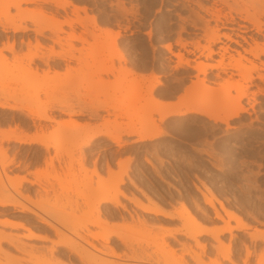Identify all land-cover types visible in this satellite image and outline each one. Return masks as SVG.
Listing matches in <instances>:
<instances>
[{"label":"rangeland","instance_id":"rangeland-1","mask_svg":"<svg viewBox=\"0 0 264 264\" xmlns=\"http://www.w3.org/2000/svg\"><path fill=\"white\" fill-rule=\"evenodd\" d=\"M70 1L87 9L88 19L83 25L75 24L74 32L78 34L90 30L92 24L89 17L95 16L99 28L120 32L121 37L116 40L117 53L110 40L98 48L100 53L97 55L86 43L72 42L74 58L49 62L50 66L57 65L55 70L59 77L52 87L40 89L38 101L29 108L53 106L47 112L53 121L41 122V126H47L44 134L61 123L66 125V129L49 139L51 144L58 141L60 145L56 149L49 148L48 151L37 145L2 143L8 158L14 159L7 174L11 177L24 176L34 183L22 184L21 192L25 199L15 200L26 203L25 206L40 215L47 212L45 218L52 221L57 218L72 221L68 227L71 232H100L101 229L89 224L91 214L88 205L98 200L96 190L102 186L108 188L114 185L119 180V174L126 171L127 175L122 176L124 183L119 187L128 199L133 196L140 203L146 204V199L139 192L142 191L152 200L161 202L160 205L163 204V208L169 212L179 210V204L183 203L207 229L224 226V222L215 219L212 210L203 202V196L212 195L248 225L245 232L232 233L235 237L231 245L234 264H244V246L251 252L246 264H264V234L259 237L249 235L254 229L264 231V82L253 79L249 83L242 77V73L250 65L262 69L259 73L264 75V55L258 58L252 56L264 45V17H261V24L257 26V22L249 20L245 13L237 14L222 7L220 22L210 21L204 27L200 18L208 17L196 6L183 5L181 0ZM119 1L124 2L127 13H122ZM21 8H41L54 13L59 21L74 19L71 7L62 11L49 5L34 3L21 4ZM79 17L85 16L79 13ZM62 29L64 32L58 36L65 38L70 28L63 25ZM44 34L50 35V32L46 31ZM212 35L220 38L214 49L227 47V51L220 55V50V53L207 57L204 47ZM85 36L92 42L88 35ZM227 37L237 41L239 45L230 43L226 40ZM178 39L185 44L184 49L176 44ZM30 40H33V36H30ZM167 43L172 45L171 53L163 49V45ZM61 44L62 46H58L48 42L44 46H53L55 52L65 53L70 50L65 45V40L62 39ZM249 49H252V53L244 52ZM118 52L121 53L122 60L118 58ZM177 54L182 56L179 66H176ZM186 61L187 64H184ZM109 68L112 73L99 74L103 69ZM124 68L131 70L133 74L124 76L121 74ZM42 69L45 70V67ZM69 73L72 75L67 78ZM142 78L152 83L158 82L159 85L152 90L151 96L146 92L150 84L142 82ZM240 90L245 94L239 100L244 113L230 119L228 129L223 124L214 122L215 116L236 107L234 98ZM222 92L226 94L219 95ZM28 94H31L30 90ZM167 106L179 112L192 108L203 113H188L184 116L172 114L160 120L159 111ZM69 110L71 114L67 112ZM0 122L10 127L14 124L23 125L25 116L15 120L9 111H0ZM72 124L76 126L72 127ZM26 126L31 124L26 123ZM155 127H159L162 132V136L155 140L138 142L136 136L126 135L127 130L132 128L139 132H149ZM31 130L33 129H28L27 133L33 132ZM98 132H110L112 137L118 136L120 146L112 143V137L103 136L92 141L89 147L80 149L88 137ZM50 158L51 165H47ZM15 166L18 167L14 168ZM94 170L97 176L92 175ZM108 170L114 177L107 178ZM35 172L38 174L34 175ZM6 196L7 193L3 192L0 201ZM118 200L127 205L131 214L135 215L134 219H144L141 211L132 207L130 201L123 197ZM194 204L207 215L203 217ZM103 210L106 216L117 218L114 219L116 222L111 220L112 222L123 224L118 219L120 213L127 218L124 224L131 222L123 211L119 213L109 206H103ZM133 210L139 212H132ZM10 211L11 208H0V220L21 223L30 228L36 237L26 239L27 232L24 229L0 225L1 257L18 259L20 264L44 263L58 238L42 229L31 214L12 216ZM147 225L148 230L138 227L134 231L115 230L131 238L134 235L133 242L131 239L129 242L130 249L129 246L127 249L122 247L120 254L125 251L129 255L132 250H143L154 253L155 260H163L161 252L164 251L157 244L166 231L181 228V223L148 217ZM229 225L233 226L234 223L229 222ZM63 232L67 231H62V234ZM9 237L17 243L5 240ZM228 238V234H223L220 240L227 245ZM200 241L206 245L203 261L211 264L210 261L216 255L215 243L208 236L201 237ZM168 242L176 248L173 257L165 256L168 262L176 264L182 256L187 264H193L178 245L185 243L191 251L198 253L199 250L191 240L177 236L175 240L168 239ZM112 243L113 239L107 244L94 241V245L101 250L104 248V251L105 246ZM58 250L54 251L57 257L61 255ZM68 256L69 252L59 257L62 264H80ZM114 262L131 264L120 260Z\"/></svg>","mask_w":264,"mask_h":264},{"label":"bare ground","instance_id":"bare-ground-1","mask_svg":"<svg viewBox=\"0 0 264 264\" xmlns=\"http://www.w3.org/2000/svg\"><path fill=\"white\" fill-rule=\"evenodd\" d=\"M34 3L49 5L54 7L56 10L62 11H65L67 7H71L74 19L67 18L59 21L54 13L47 12L41 8H21V4ZM181 3L183 5L186 4L196 6L199 11L203 12L204 15L208 17V19L200 18L204 27H207L210 21H213L214 23L220 22L222 7H225L230 11H234L237 14L245 13V16L249 17V20L257 22V26L261 24V17H264V0H181ZM118 5L121 6L122 13H127V11L125 12L123 1H119ZM11 10H13V12H11ZM79 13H83L85 17L80 18ZM86 14L87 9L85 7L77 6L70 0H0V111L4 113L9 111L12 119L15 120L20 119L22 115L25 116V123L23 122V125L14 124L13 127H10L0 122V195L3 192L7 193L6 198L0 201V208H11L12 211L9 213L12 216L25 213L31 214L33 219H36L41 224L42 229L53 233L58 238V241L48 252V260H45L44 263L41 264H62L59 257H63V255L67 252H69V258L73 257L74 260L77 261L76 263L80 264H116L114 260L129 262L131 264H172L173 262H168L165 256L173 257L175 255L176 248L174 244L168 242V239L175 240L177 236L191 240L194 243V247L199 250L198 253H195L191 251L187 244L178 243L182 252L186 253V255L190 257L193 264H205L203 257L206 255V245L200 241V238L204 236L210 237V239L215 243L214 248L216 255L211 261L209 258L211 264H223V262L234 264L232 260L231 245L235 237L232 233L234 231L245 232L248 229V225L245 224L238 215L228 210L222 202L217 201L212 195H210V197L203 196V202L209 209L212 210L215 219L222 221V223L224 222V226L207 229L197 220L194 213L191 212V210L183 203L179 204V210L174 209L169 212L163 208V204V206L160 205L161 202L159 203L152 200V198L148 197L139 190L138 191L146 199V204L143 203V205L140 203L139 199L133 196L128 199L119 187L124 183L122 176L127 175L126 171H122L118 176V182L108 188L102 186L96 190L95 194H97L96 197L98 200L95 203L88 205L89 214H91L89 224L101 229V231L90 233L86 230V233L83 234L68 230L72 221L65 218H57L52 221L51 219L45 218L47 212H42L43 214L40 215L38 212L25 206L24 204L26 203L23 204L15 200V198L22 200L25 199L21 192L22 184L32 185L34 183L26 179L24 176L11 177L7 174L8 167L13 164L14 159L8 158L6 150L2 148V143H15L19 146L37 145L43 150L48 151L49 148L56 149L60 145L58 141L51 144L49 139L55 134H58L66 129V125L61 123L52 128L48 134H44V129H46L47 126H41V122L53 121V118L47 114V112L53 109V106L48 108H29L30 105L38 101L40 89L52 87L54 85V81L59 77L58 72L55 70V66L57 67V65L50 66L49 62L55 59L66 61L69 58H74L72 52L75 49L72 46V42L86 43L95 51L94 54L97 55L100 53L98 48L110 40L113 50L117 53L116 40L121 37L120 32L112 31L106 28H99L96 24L95 16H91V18L89 17L92 24L90 30H86L85 33L78 34L74 32L73 28L75 24L83 25L82 23L88 19ZM89 20L87 22H89ZM225 21L228 22L226 18ZM230 21H232V19H230ZM63 25L69 27L70 31L67 33V37L60 38L58 34L64 32L62 29ZM256 29L259 32V27ZM46 31L50 32V35L47 37L53 44L62 46L61 40L63 39L65 40V45L69 47L70 50L62 53L55 52L53 46L45 48L41 39L45 37L44 33ZM96 32H98V34ZM8 33H11V35H8ZM29 34H34L35 38L32 42L30 40L22 39L23 36H28ZM85 34L91 38L92 42L87 40ZM17 35H20L21 38H18ZM226 40L230 43H234L235 45H239L237 41H233L229 37H227ZM219 42L220 38L217 35H212L208 39L207 46L204 47L207 57L220 53V50L222 51L220 55L227 51V47H220L217 48V50L214 49V46ZM176 44L183 49L185 47V44H183L179 39L176 41ZM171 48L172 45L170 43L163 45V49H165L168 53H171ZM43 50L46 51L44 52ZM244 52L250 54L252 53V49L244 50ZM260 55H264V45L257 51V53L252 54L254 58H258ZM175 57L177 58L176 66H179L181 64L182 56L177 54ZM118 58L120 60L123 59L121 53L119 52ZM184 64H187V61ZM40 65H43L45 70H43V66L41 67ZM213 68L215 67H210V69ZM202 69L203 68H201V71L204 73V70ZM259 70L262 69L255 65H250V67L242 73L244 81L251 83L253 79H257L264 82V75L260 74ZM121 72L124 76L133 74L131 70L125 68ZM100 73L110 74L112 73V70L111 68L103 69L99 72V74ZM253 73L255 76H253ZM71 75L72 74L69 73L67 78ZM67 78L65 77L66 80ZM141 81L150 84V86L147 87L148 90L146 91L148 96H151L152 90L159 85L158 82L152 83L150 80L147 81L145 78H142ZM29 90L31 91V94H28ZM225 94L226 93L222 92L219 95ZM244 95L243 90H240L237 93V97L234 98L236 107L225 111L220 116H215L213 121L223 124L228 129L230 119L237 118L241 113H244L243 108L239 105V100ZM171 108L172 107L167 106L159 111L160 120H163L172 114L184 116L188 113L198 115L203 113V111L199 109L189 108L184 112H179L171 110ZM67 112L69 114L72 113L70 110ZM26 123L31 124V126H26ZM4 125L6 128H1ZM75 126V124H72V127ZM30 128L33 129L31 130L33 132L27 133ZM126 135L136 136V141L143 142L160 138L162 136V132L159 127H155L153 131L149 132H139L132 128L127 130ZM103 136L112 137L110 132L94 133L88 137L80 149L89 147L92 141ZM112 143L116 146H120L119 137L113 136ZM145 161L150 165L148 160ZM46 164L51 165V158L48 162H46ZM37 174L38 172L34 173V175ZM107 174L108 179L114 177V174L110 170H108ZM92 175L97 176L95 170L92 172ZM118 196L130 201V203L133 204L132 207L135 206L134 208L141 211L144 219H134L135 215L133 216L131 214V211L128 207H126V204L118 200ZM215 205H217V208ZM103 206H109V208L112 207V209H115L119 213L121 211L125 212L131 220L130 224H124L126 223L127 218L121 213L118 219L123 222V224L115 223L117 218L111 217L110 215L106 216ZM194 206L196 207V210L203 215V217L207 215L206 212L197 204H194ZM134 211L135 210L132 212ZM148 217H154V219L162 218L169 222L179 221L181 223V228L166 231L165 235L160 238V241L157 244L160 245L162 247L161 249L164 251L161 252L163 260H155L154 253H146L143 250H132L129 255H127L125 251L120 254L119 251L122 247L126 248L129 246L130 239L131 242H133L132 240H134V235L131 238L129 236L122 235L115 230L124 229V231H134L133 229L135 228H142L143 230L145 228V230H148L149 227L146 229V227L149 226L147 225ZM225 219L226 221H224ZM111 220L115 222H112ZM229 222H233L234 225L230 226ZM0 225L4 227L24 229L27 232V235L25 236L26 239L36 237L30 228L12 220H0ZM62 231L67 232H63L62 234ZM223 234L229 235L227 245H224L220 240V237ZM260 234H264V231L254 229L251 233H249L250 236L258 235V237ZM38 238L44 240L47 239L46 237ZM111 239H113V243L110 246L106 245L105 251L103 250L104 248L101 250L94 245V241L107 244ZM5 240L10 243H17L15 239H12V237ZM262 240L264 241V236H262ZM56 249H59L57 252L61 254L58 257L54 255V251ZM129 252L130 250L128 253ZM250 256L251 252L244 246V259L242 263L246 264ZM220 258L221 260L219 261ZM262 259L264 261V252ZM0 264H20V262L18 259H11L7 256H4L3 258L0 254ZM176 264H187V262H185L181 256Z\"/></svg>","mask_w":264,"mask_h":264},{"label":"flooded vegetation","instance_id":"flooded-vegetation-1","mask_svg":"<svg viewBox=\"0 0 264 264\" xmlns=\"http://www.w3.org/2000/svg\"><path fill=\"white\" fill-rule=\"evenodd\" d=\"M8 35H11L10 33H8ZM30 36H33V40H34V34H29L28 36H23L22 37V39H24V40H30ZM48 35H45V37L44 38H42L41 39V41L43 42V44H45V45H48V42H51V40L47 37ZM17 37L18 38H21L20 37V35H17ZM33 40H30L31 42L33 41ZM47 42V43H46ZM18 166H15L14 168H17Z\"/></svg>","mask_w":264,"mask_h":264},{"label":"crops","instance_id":"crops-1","mask_svg":"<svg viewBox=\"0 0 264 264\" xmlns=\"http://www.w3.org/2000/svg\"><path fill=\"white\" fill-rule=\"evenodd\" d=\"M99 139V138H98ZM97 139H95L94 141H96ZM134 140V139H133ZM251 233V232H250Z\"/></svg>","mask_w":264,"mask_h":264}]
</instances>
